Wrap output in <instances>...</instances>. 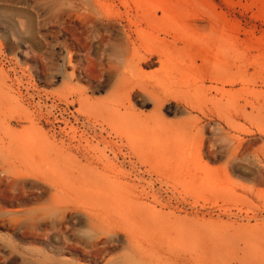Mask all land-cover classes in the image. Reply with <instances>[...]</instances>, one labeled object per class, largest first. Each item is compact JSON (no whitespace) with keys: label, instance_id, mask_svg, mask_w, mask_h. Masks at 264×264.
<instances>
[{"label":"rangeland","instance_id":"374dc122","mask_svg":"<svg viewBox=\"0 0 264 264\" xmlns=\"http://www.w3.org/2000/svg\"><path fill=\"white\" fill-rule=\"evenodd\" d=\"M0 264H264V0H0Z\"/></svg>","mask_w":264,"mask_h":264},{"label":"bare ground","instance_id":"6f19581e","mask_svg":"<svg viewBox=\"0 0 264 264\" xmlns=\"http://www.w3.org/2000/svg\"><path fill=\"white\" fill-rule=\"evenodd\" d=\"M83 136H81V138H82ZM80 138V137H79ZM74 138H72V140H73ZM78 139V138H77ZM82 141V140H81ZM79 143V139H78V142H77V144ZM66 144V143H65ZM69 145V144H68ZM80 146H81V144H80ZM64 147H65V145H64ZM68 147V146H67ZM83 147V146H82ZM76 148V147H75ZM66 149V148H65ZM78 149V148H77ZM83 149V148H82ZM79 150V149H78ZM85 150V149H84ZM77 151V150H76ZM65 152V151H64ZM83 152V151H82ZM86 152V151H85ZM87 152H89V151H87ZM103 152V151H102ZM81 154V153H80ZM85 154V153H84ZM87 155H89V154H87ZM87 155H86V157H87ZM95 158V157H94ZM94 158H92V160H94ZM91 159V158H90ZM89 159V160H90ZM53 160V159H52ZM87 160V159H86ZM58 161V160H57ZM98 161V160H97ZM56 163H58V162H56ZM89 163H91V161H89ZM100 163V162H99ZM92 164V163H91ZM55 165V164H54ZM53 165V166H54ZM103 165V164H102ZM51 166H52V164H51ZM104 170H106V169H104ZM55 175V174H54ZM104 211H106V209L104 208ZM108 211V210H107ZM103 220V219H102Z\"/></svg>","mask_w":264,"mask_h":264}]
</instances>
